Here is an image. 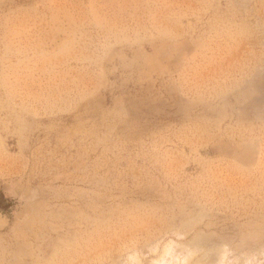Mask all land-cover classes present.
<instances>
[{"label":"rangeland","instance_id":"1","mask_svg":"<svg viewBox=\"0 0 264 264\" xmlns=\"http://www.w3.org/2000/svg\"><path fill=\"white\" fill-rule=\"evenodd\" d=\"M0 264H264V0H0Z\"/></svg>","mask_w":264,"mask_h":264}]
</instances>
